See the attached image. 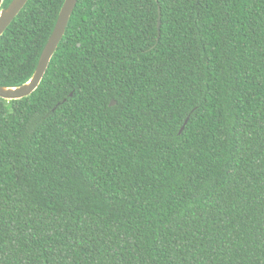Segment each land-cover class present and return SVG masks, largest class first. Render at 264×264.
<instances>
[{
  "label": "trees",
  "instance_id": "16d2710c",
  "mask_svg": "<svg viewBox=\"0 0 264 264\" xmlns=\"http://www.w3.org/2000/svg\"><path fill=\"white\" fill-rule=\"evenodd\" d=\"M62 3L0 36V85ZM0 264H264V0H78L0 98Z\"/></svg>",
  "mask_w": 264,
  "mask_h": 264
},
{
  "label": "water",
  "instance_id": "95a60500",
  "mask_svg": "<svg viewBox=\"0 0 264 264\" xmlns=\"http://www.w3.org/2000/svg\"><path fill=\"white\" fill-rule=\"evenodd\" d=\"M3 1L4 0H0V36L18 15L28 0H11L6 7L2 6ZM77 1L78 0H63L54 27L41 50L32 75L27 81L19 85H0V98L6 100L20 99L31 95L36 90L47 70L53 54L56 52L57 47L65 34L70 16ZM159 29L160 19H158V31ZM109 104L113 105L115 104V101L112 99ZM186 122L187 118L180 128V132L183 130Z\"/></svg>",
  "mask_w": 264,
  "mask_h": 264
}]
</instances>
